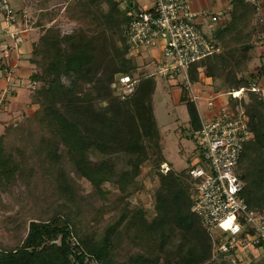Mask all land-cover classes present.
I'll return each instance as SVG.
<instances>
[{
	"label": "trees",
	"instance_id": "16d2710c",
	"mask_svg": "<svg viewBox=\"0 0 264 264\" xmlns=\"http://www.w3.org/2000/svg\"><path fill=\"white\" fill-rule=\"evenodd\" d=\"M123 1L75 0L74 7L79 15L91 16L94 26L103 25L112 32L121 29L129 20L128 13L137 9L129 0L121 7ZM240 6L241 2L234 3L224 26L214 32L219 53L189 66L191 83L199 81L198 68H202L207 78L223 75L222 85L227 89L223 92L250 86V76L244 78L241 74L249 70L254 28L238 20L236 12L241 10ZM88 33L81 31L75 41L61 45L59 34L48 28L33 45L30 61L38 70L30 75L35 86L28 105L40 112V123L47 129L38 145L42 147V157L56 166L59 191L71 202L75 192L67 166L95 188L108 182L124 193L138 188L136 178L143 164L151 160L157 186L153 191V216L145 221V229L158 233L162 244L169 242L176 232L181 233L180 240L173 254L160 261L137 253L117 262L110 231L101 241L81 238L66 216L55 213L47 219L30 220L18 245L0 249V264H231L225 260L216 263L211 258L210 237L190 209L193 190L189 166L180 172L168 166L166 173L160 172L159 166L166 162L152 106L156 88L153 75L140 76L133 93L119 98L112 87L115 75L131 74L137 67L129 57L127 42L122 34L113 39L105 33L89 38ZM100 38L102 47L98 50L96 40ZM176 85L193 137L200 128L197 108L182 83ZM240 104L248 116L252 138L239 155L236 174L244 183L242 195L249 207L264 214V101L257 93L246 90ZM96 149L106 151L105 159H90L89 152ZM18 169L16 158L6 151L2 134L0 194L15 182Z\"/></svg>",
	"mask_w": 264,
	"mask_h": 264
},
{
	"label": "rangeland",
	"instance_id": "374dc122",
	"mask_svg": "<svg viewBox=\"0 0 264 264\" xmlns=\"http://www.w3.org/2000/svg\"><path fill=\"white\" fill-rule=\"evenodd\" d=\"M74 1L24 0L29 11L23 14L31 18L32 13L36 14V9H40L38 20L41 25L53 18L54 22L49 28L53 29V34H59L61 45L75 41L81 31L90 32L87 36L89 38H96L100 33L113 39L121 35V29L110 32L103 25L94 26L91 16L79 15ZM102 8L105 9V6ZM22 10L19 9L18 12ZM45 29L48 28H40L41 35ZM101 40L102 38L96 40L98 50L102 47ZM131 59L137 66L131 74L137 79L150 75L151 64L147 66L142 59ZM241 75L248 78L247 73ZM153 77L156 88L152 106L160 134L159 145L166 164L173 171L180 172L194 161L195 156V141L188 126L187 111L184 103L179 100L180 89L175 82H165ZM222 77L223 75L214 79L204 78L203 81L223 92L227 89L222 85ZM62 81L67 84L66 79L63 78ZM34 86L35 83H31V90ZM200 86L201 83L198 82L192 88L196 95L195 104L203 112L206 103L198 96L204 95L206 91L199 89ZM85 88L89 89V86L85 85ZM36 110L34 106L22 113L18 120L5 127L3 133L6 151L16 158L19 169L15 182L0 194V249L8 250L18 245L30 220L47 219L60 213L71 221L78 237L101 241L110 231L113 258L117 262H124L130 255L137 253L159 261L165 255L173 254L180 240V232H176L169 242L162 244L158 233L145 229V221L153 216V191L157 186L152 161L143 164L136 178L138 188L124 193L108 182L102 183L98 188L93 187L88 180L78 177L64 161L75 192V200L71 202L59 191L56 166L42 157V147L38 145L41 135L47 134V129L42 127L40 112ZM89 157L94 162L100 161L105 159L106 151L91 150ZM230 263L232 264L231 261Z\"/></svg>",
	"mask_w": 264,
	"mask_h": 264
},
{
	"label": "built area",
	"instance_id": "2783aa9c",
	"mask_svg": "<svg viewBox=\"0 0 264 264\" xmlns=\"http://www.w3.org/2000/svg\"><path fill=\"white\" fill-rule=\"evenodd\" d=\"M152 2L151 7L128 13L129 20L121 28L129 57L147 59L150 75L182 83L194 103L193 84L200 82L199 89L206 91L198 96L206 104L203 112L196 106L200 128L193 133L195 156L188 165L193 190L190 209L210 237L214 262L264 264V214L249 207L242 195L244 183L236 174L239 155L252 138L240 100L248 90L264 101V87L252 82L246 89L215 91L204 84L207 77L202 68H198L199 81L191 83L189 66L218 53L219 47L197 27L196 13L188 0ZM0 11L3 32L16 43V17L10 0H0ZM211 19L216 21V16ZM136 81L133 74L119 73L112 87L119 98L125 99L133 93ZM168 169L167 164H162L160 171L166 173Z\"/></svg>",
	"mask_w": 264,
	"mask_h": 264
},
{
	"label": "crops",
	"instance_id": "0c3cea01",
	"mask_svg": "<svg viewBox=\"0 0 264 264\" xmlns=\"http://www.w3.org/2000/svg\"><path fill=\"white\" fill-rule=\"evenodd\" d=\"M126 1H123V6ZM129 1H132L137 9L148 8L153 4L152 0ZM188 2L191 10L196 13L197 27L217 45L219 40L214 39V32L224 26L232 5L241 2L242 8L236 12L237 18L246 23L248 28H254L250 39L253 47L252 58L247 75L250 76L251 83L255 82L264 87V0H188ZM10 3L16 12L14 25L18 32V40L15 43L14 39L3 32V13L0 11V135L4 133L6 126L14 123L22 113L34 107L28 105L32 95V92H29L30 75L38 70L30 61L32 48L41 36L40 28L43 26L49 28L54 22L52 18L41 25V21L38 20L40 9H36V14L32 13L31 21L30 17L23 14L29 11L24 0H10ZM19 9H23L22 12H18ZM249 9H253V12L251 13ZM214 15L216 21L211 19ZM142 60L147 64V59ZM209 87L216 91L214 85Z\"/></svg>",
	"mask_w": 264,
	"mask_h": 264
}]
</instances>
